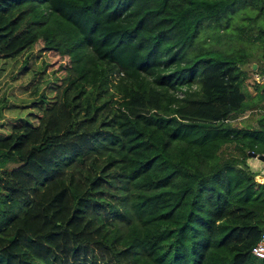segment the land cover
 Returning a JSON list of instances; mask_svg holds the SVG:
<instances>
[{
	"label": "trees",
	"instance_id": "1",
	"mask_svg": "<svg viewBox=\"0 0 264 264\" xmlns=\"http://www.w3.org/2000/svg\"><path fill=\"white\" fill-rule=\"evenodd\" d=\"M247 10L264 75V0H0V60L62 74L0 139V264H264V86L195 46Z\"/></svg>",
	"mask_w": 264,
	"mask_h": 264
},
{
	"label": "rangeland",
	"instance_id": "2",
	"mask_svg": "<svg viewBox=\"0 0 264 264\" xmlns=\"http://www.w3.org/2000/svg\"><path fill=\"white\" fill-rule=\"evenodd\" d=\"M251 12H240L238 19L233 21L228 30L219 31L209 25H205L196 45L199 49L211 51L232 52L243 48L250 54V61L254 66L255 62H259L262 56V46L250 41V36H256L258 29L256 27L252 32H246L241 39L237 36L238 25H243L247 15ZM234 26L236 28H234ZM193 52H190L192 55ZM217 52H213L215 55ZM39 56L38 53H25L18 59L0 60V139L6 137L10 132V122H15L19 119L32 121L33 114L38 110L33 104L37 101L34 97L28 95L32 90L37 91V97L43 93L54 95L47 88L58 81L62 74L59 71H47L43 65L44 56ZM35 63L31 68L26 69L27 64ZM256 65V64H255ZM251 65L245 67L249 75V79L245 83V89L254 94L256 85L254 76L256 75L254 68ZM36 71L34 73L33 71ZM55 88V87H54ZM23 90L27 92H23ZM264 116V109L254 113H246L245 115L236 116L231 120L235 126L242 127L244 125L257 126L258 121ZM11 120V121H10Z\"/></svg>",
	"mask_w": 264,
	"mask_h": 264
},
{
	"label": "built area",
	"instance_id": "3",
	"mask_svg": "<svg viewBox=\"0 0 264 264\" xmlns=\"http://www.w3.org/2000/svg\"><path fill=\"white\" fill-rule=\"evenodd\" d=\"M254 82L255 84L264 86V75H259L256 73V75L254 76ZM263 166H264V163H263ZM261 181L262 180L259 179L260 183ZM263 181H264V174H263ZM253 255L258 259H264V231H263L261 241L253 249Z\"/></svg>",
	"mask_w": 264,
	"mask_h": 264
},
{
	"label": "crops",
	"instance_id": "4",
	"mask_svg": "<svg viewBox=\"0 0 264 264\" xmlns=\"http://www.w3.org/2000/svg\"><path fill=\"white\" fill-rule=\"evenodd\" d=\"M253 68H254V66H253ZM248 163H249L252 171L259 175V179L262 180L261 183L263 184L264 183V181H263V174H264L263 163L261 161H259L258 159H254V158L250 159L248 161Z\"/></svg>",
	"mask_w": 264,
	"mask_h": 264
},
{
	"label": "water",
	"instance_id": "5",
	"mask_svg": "<svg viewBox=\"0 0 264 264\" xmlns=\"http://www.w3.org/2000/svg\"><path fill=\"white\" fill-rule=\"evenodd\" d=\"M257 65H254V70L257 69ZM250 156L254 159H258L259 161H261L262 163H264V156H257L256 154L254 153H251Z\"/></svg>",
	"mask_w": 264,
	"mask_h": 264
}]
</instances>
